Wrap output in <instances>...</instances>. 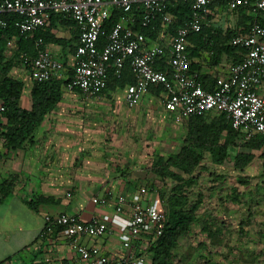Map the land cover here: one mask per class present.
<instances>
[{
	"label": "built area",
	"instance_id": "2783aa9c",
	"mask_svg": "<svg viewBox=\"0 0 264 264\" xmlns=\"http://www.w3.org/2000/svg\"><path fill=\"white\" fill-rule=\"evenodd\" d=\"M172 1L179 0H0V14H16L14 26L25 37L47 27L52 14L70 20L77 30L67 65L42 46L41 38L37 40L35 55L23 58L33 81L62 78L70 69L64 89L94 97L106 88L109 72L119 77L128 67L133 81L125 85L123 100L129 108L137 106L151 88L160 87L165 112L176 124L194 115L224 113L245 141L255 135L264 137V96L258 93L264 83V26L256 20L264 11V0H188L191 15L175 26L169 10ZM239 8L254 18L230 38V44L240 48L239 59L207 90L190 68L189 36L209 26L212 11ZM113 11L119 17L99 44L103 25ZM5 24L0 17V27ZM146 28L157 31L156 37L147 36L142 30ZM90 200L95 206L111 207L112 212L87 221L66 212L45 215L39 236L58 228L81 264H151L146 249L162 234L166 221L162 202L139 192L114 195L110 190ZM115 230L118 251L80 242L83 237L97 239Z\"/></svg>",
	"mask_w": 264,
	"mask_h": 264
},
{
	"label": "rangeland",
	"instance_id": "374dc122",
	"mask_svg": "<svg viewBox=\"0 0 264 264\" xmlns=\"http://www.w3.org/2000/svg\"><path fill=\"white\" fill-rule=\"evenodd\" d=\"M210 16L208 27L221 34L228 30L238 33L242 28L236 12L216 9ZM54 33L70 38L67 26H58ZM16 48L15 38L6 39L5 58H12ZM13 58L10 75L24 83L20 102L28 107L29 65L24 59ZM124 87L94 97L63 89L60 101L44 116L31 142L8 150L0 136V179L14 177V191L22 190L28 200L48 188L60 189L65 197L71 188L84 190L112 183L123 186L127 194L139 192L158 198L165 211L177 190L178 196L197 209L189 231L178 237L172 250L174 264H264L261 151L245 147L237 133L221 164L214 163L207 151L195 148L201 159L190 173L172 167L176 177H162L156 172L157 163L188 145L189 118L174 123L165 112L161 91H148L137 106L129 108L123 100ZM201 115L208 123L217 113ZM15 152L31 160L25 174L13 170L12 164L9 169L8 161ZM238 152L253 154L243 169L234 167Z\"/></svg>",
	"mask_w": 264,
	"mask_h": 264
},
{
	"label": "trees",
	"instance_id": "16d2710c",
	"mask_svg": "<svg viewBox=\"0 0 264 264\" xmlns=\"http://www.w3.org/2000/svg\"><path fill=\"white\" fill-rule=\"evenodd\" d=\"M169 10L174 17L173 26L182 24L191 15L190 2L188 0L172 1ZM234 12L240 16L242 27L240 32L244 31L248 23L254 20L253 16L247 14L243 8H239ZM0 17L6 23L4 27H0V106L3 107V110L0 111V126L2 127L0 136L6 149L15 150L20 148L25 142L32 141V135L37 126L41 123L44 116L60 101L62 90L72 73L69 69L65 77L62 78L52 77L42 82L31 80L29 106H22L20 101L24 83L10 75L13 57L22 60L24 57L34 56L38 47L36 42L39 38L42 39V46L56 44L61 48H68V53L73 55L77 42V30L70 20L62 18L60 14H52L47 27L39 29L32 34H27L25 37L14 26V22L18 20L16 14L4 13L0 14ZM118 17V12L113 11L109 19L104 23L99 37V44L104 42L110 26L116 22ZM256 20L264 26V11L256 16ZM57 23L68 27L72 26L70 28V38L55 35L54 29L58 28ZM142 30L151 38H155L157 35V31H153L150 28ZM235 34L231 30H228L227 34H221L220 31L214 28L204 26L200 32L192 33L189 36L188 53L192 57L200 56L202 52H206L211 65H217L222 54L233 57L232 61L237 62L240 48L232 46L229 42L230 38ZM12 38L16 39L17 48L12 56L13 59L5 58L3 54L5 41ZM63 61L67 65L66 57ZM159 67L161 69L166 68L164 64H160ZM190 68L197 69L199 67L192 62ZM199 80L205 89H212L214 82L212 77L201 74L199 75ZM132 81L133 77L128 67L123 70L119 77L109 72L107 86L104 90L115 89L116 86L123 87ZM151 90L159 93L161 88H151ZM189 124L188 138L185 140L188 145L185 144L177 154L170 155L164 161L159 160L156 172L160 176L176 177V174L171 170L172 167L179 168L184 173H190L201 159V155L196 152L195 148L207 151L214 163L221 164L228 154L229 147L233 146L234 138L238 133L232 129L230 121L224 113H217L208 123L204 121L201 114L194 115L189 118ZM223 133L224 138L221 140ZM243 145L251 150H260L261 156L264 157V137L255 135L245 141ZM252 159V153L238 152L234 156V167L243 169ZM14 188V177L9 176L0 179V204L13 193ZM174 192L176 193L169 200L162 234L155 238L146 249L151 264H174L172 250L176 246L177 239L189 231L191 223L195 220L197 205H189L186 198L178 196L180 191L175 190ZM52 199L51 197L38 195L26 200V203L32 209H36L39 204L49 203Z\"/></svg>",
	"mask_w": 264,
	"mask_h": 264
},
{
	"label": "crops",
	"instance_id": "0c3cea01",
	"mask_svg": "<svg viewBox=\"0 0 264 264\" xmlns=\"http://www.w3.org/2000/svg\"><path fill=\"white\" fill-rule=\"evenodd\" d=\"M57 26H61V23H57ZM71 27H68L69 32ZM47 46L57 58L63 60L65 57L69 59L71 56L68 53V48H60L54 44ZM190 58L191 63L194 62L199 67L192 70L199 75H209L214 79V82L216 78L226 75L231 64L235 63L232 61L233 57L226 54L221 55L217 65L210 64L206 52H202L200 56H190ZM258 93L264 96V83L258 87ZM8 162H11L10 170L12 164L13 170L23 174L26 173V167L32 164L31 160H27L21 152H15L13 158ZM50 177L53 175L51 174ZM122 187L120 185L115 187L112 183L103 186L94 184L84 190L75 187L71 188L69 195L65 197H62L60 189L48 188L42 192V195L53 198L52 201L39 204L36 209L27 205L28 196L22 193V190H15L0 204V264H81L78 256L70 248L69 239L58 228L45 236H39L43 226V217L66 212L76 215L81 221H87L92 216L110 214L111 207L95 206L90 199L93 196H101L108 190L112 191L114 195L127 194L122 190ZM80 242L98 244L102 250L107 252H115L120 248L116 230L97 239L83 237Z\"/></svg>",
	"mask_w": 264,
	"mask_h": 264
}]
</instances>
